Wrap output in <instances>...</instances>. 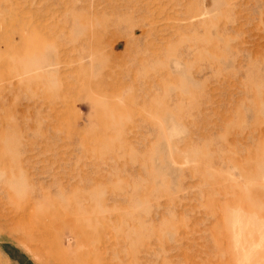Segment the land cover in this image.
<instances>
[{
    "label": "rangeland",
    "instance_id": "obj_1",
    "mask_svg": "<svg viewBox=\"0 0 264 264\" xmlns=\"http://www.w3.org/2000/svg\"><path fill=\"white\" fill-rule=\"evenodd\" d=\"M24 214L85 264H264V0H0V264L45 262Z\"/></svg>",
    "mask_w": 264,
    "mask_h": 264
},
{
    "label": "bare ground",
    "instance_id": "obj_2",
    "mask_svg": "<svg viewBox=\"0 0 264 264\" xmlns=\"http://www.w3.org/2000/svg\"><path fill=\"white\" fill-rule=\"evenodd\" d=\"M15 220L16 224L13 223L15 224L13 227L6 226L4 227V230L22 243L32 255L43 257L45 262H43L44 259L41 262L44 264H52L54 262H57L58 264H85V254L83 252H80L76 257H74L75 255L73 257H67V255H64L59 251L58 245L53 236L54 233H51L52 229L50 230V227L42 226V223H36L29 214L20 215ZM82 245H84L82 241H78V243L76 242L78 248ZM49 249H51L56 255L52 259H49L46 256V250Z\"/></svg>",
    "mask_w": 264,
    "mask_h": 264
}]
</instances>
